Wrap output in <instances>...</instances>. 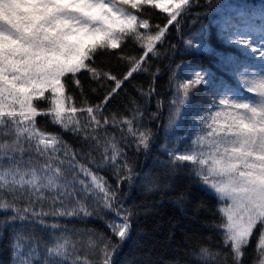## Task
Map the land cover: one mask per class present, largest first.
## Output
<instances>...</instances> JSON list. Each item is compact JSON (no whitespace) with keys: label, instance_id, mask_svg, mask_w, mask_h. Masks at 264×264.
<instances>
[{"label":"snow or ice","instance_id":"1","mask_svg":"<svg viewBox=\"0 0 264 264\" xmlns=\"http://www.w3.org/2000/svg\"><path fill=\"white\" fill-rule=\"evenodd\" d=\"M17 4L23 15L0 23V238L7 230L11 264H115L136 214L122 195L132 172L128 147L145 148L152 135L143 124L146 113L131 97L122 104L121 90L127 91L134 74L149 71L144 62L190 10V0ZM154 11L164 14L163 23L153 24ZM129 41L140 55L125 51ZM104 55L128 68L116 74L98 62ZM202 79L197 74L179 84V99L171 101L175 115ZM137 91L147 100L155 84ZM249 91L258 94V103L220 99L221 110L210 116L211 123L201 120L208 131L192 141L187 154L170 153L175 165L195 169L215 204L210 207L198 194L190 199L185 191L169 202L182 213L191 205L194 216L211 211L215 221L205 226L221 235L220 249L200 243L187 253L186 264H245L250 247L253 264H264V80L252 81ZM178 176L162 184L158 174L152 190L174 191ZM72 220H100L108 232L62 223ZM81 246L87 249L83 258Z\"/></svg>","mask_w":264,"mask_h":264},{"label":"trees","instance_id":"2","mask_svg":"<svg viewBox=\"0 0 264 264\" xmlns=\"http://www.w3.org/2000/svg\"><path fill=\"white\" fill-rule=\"evenodd\" d=\"M3 2L0 0V3ZM13 2L17 4L23 0ZM223 2L243 7L246 14L234 17L230 13L233 21L231 27H241L252 11L261 12L262 15L251 20L257 23V30L235 34L231 27H221L223 21L218 16L217 8ZM62 15L78 19L75 12ZM163 15L158 11L152 12L153 24L163 23ZM178 19L179 24L174 22V26L169 27L166 36L157 42L156 51L144 62L149 71L134 74L132 80L126 83L127 91L121 90L122 104L128 103L131 97L146 113L143 124L152 130V135L147 147L139 150L132 145L128 147L132 172L122 195L125 197L124 203L136 214L130 235L115 257V264H169L175 261L186 264L190 259L187 253L200 243L212 251L220 249V233L205 226L215 221L211 211H202L194 216L191 205L185 208V214L169 202V197L175 192L185 191L190 199L193 194H198L206 198L210 207L215 204L214 198L196 179L195 169L190 165H175L170 160V153L187 154L185 150L192 141L208 131L201 120L207 119L211 123L210 116L221 110L220 99L253 104L259 101L258 94L250 92L249 88L252 81L264 80V0H190V10H186L183 17ZM248 27H251V23ZM125 51L141 54V49L133 41L126 43ZM69 54L65 53V56ZM98 62L106 68L111 67L116 74L128 68L125 62H117L107 55L101 56ZM197 74L203 78L202 82L190 90L179 114L175 115L171 101L173 98L179 99V84L192 80ZM150 84H155V94L146 100L137 88L142 87L147 91ZM90 95L93 100L96 99L95 95ZM157 101L161 104L159 110ZM151 114H155L152 119L149 118ZM64 138L69 143H75L71 133H66ZM177 173L179 176L174 182V191L152 190L153 178L158 174L163 184ZM161 199L162 203H155ZM152 207L155 208L154 212L143 213L142 209ZM108 218L114 217L109 213ZM62 223H67L70 229L73 226H87L108 232L100 220H92L87 225L77 220ZM8 239L9 233L5 230L3 238H0V264H11ZM73 239L81 238L73 236ZM80 252L83 258L87 249L81 246ZM90 258L95 260V256ZM255 259L250 247L245 264H253Z\"/></svg>","mask_w":264,"mask_h":264},{"label":"clouds","instance_id":"3","mask_svg":"<svg viewBox=\"0 0 264 264\" xmlns=\"http://www.w3.org/2000/svg\"><path fill=\"white\" fill-rule=\"evenodd\" d=\"M18 13L19 5L13 0H4L3 3H0V23L6 25L8 20L15 22Z\"/></svg>","mask_w":264,"mask_h":264},{"label":"rangeland","instance_id":"4","mask_svg":"<svg viewBox=\"0 0 264 264\" xmlns=\"http://www.w3.org/2000/svg\"><path fill=\"white\" fill-rule=\"evenodd\" d=\"M234 8H235V5L232 2H224L218 7V16L223 21L221 23L222 27H230V25L233 23L232 19L230 18V12ZM241 14H243L242 10H238L237 12H235V15H241ZM113 219H115V217Z\"/></svg>","mask_w":264,"mask_h":264}]
</instances>
